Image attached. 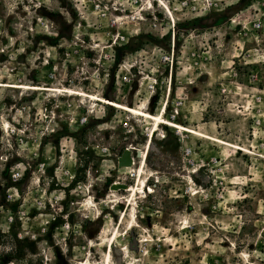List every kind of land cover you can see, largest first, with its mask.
<instances>
[{"label":"rangeland","instance_id":"374dc122","mask_svg":"<svg viewBox=\"0 0 264 264\" xmlns=\"http://www.w3.org/2000/svg\"><path fill=\"white\" fill-rule=\"evenodd\" d=\"M0 84V264H264V0H0Z\"/></svg>","mask_w":264,"mask_h":264},{"label":"bare ground","instance_id":"6f19581e","mask_svg":"<svg viewBox=\"0 0 264 264\" xmlns=\"http://www.w3.org/2000/svg\"><path fill=\"white\" fill-rule=\"evenodd\" d=\"M0 86H7V87H12V88H17V89H35V88H37L36 86H31V87H27V86H25V85H17V84H0ZM44 90H49V88H45ZM67 91V93H72V94H75V95H84L83 93H77L76 91L74 92V91H72V90H66ZM87 99H89L90 101H93V100H97V101H101V102H103V103H105V104H108V105H111L112 107H114V108H116V109H119V110H122V111H124V112H126V113H128L129 115H131V116H133V117H142V116H145V117H147L150 121H151V128H150V130L151 131H155L156 129H157V127L159 126V123H163V124H165V125H167V126H170V127H172V128H174V129H177V130H181V131H185V132H188V133H196V131H193V130H191V129H186L185 127H183V126H181V125H179V124H177L176 122L175 123H173L172 121H163V118H161V117H159V116H152V115H149V114H147V113H144V112H142V111H140V110H138V109H135V108H132V107H130V106H126V105H121V104H117V103H115V102H113V101H110V100H107V99H99L98 100V98L96 97V96H94V95H88L87 96ZM144 109V108H143ZM164 109H165V106H164ZM164 112V111H163ZM151 134H152V132H151ZM153 137V136H152ZM150 142V141H149ZM221 143V142H220ZM225 143V142H224ZM229 145H231V144H229ZM232 146V145H231ZM233 146H235V145H233ZM236 147H238V146H236ZM240 148V147H239ZM147 149V148H146ZM237 149V148H236ZM243 149V148H242ZM247 150V149H246ZM137 151H139L140 152V156L139 157H137V159H139L140 158V165H139V167H138V170H137V172L135 173V183H134V185H132V186H128L127 184H126V186H127V188L125 189V190H127L128 191V193H129V198H128V201L130 200V198L132 197V196H134V193L136 192V190H137V188H138V186H139V182H140V173H141V171H142V165H143V161H144V159H145V153H146V150H137ZM136 164V161H135V159L133 160V165H132V167L134 166ZM132 167H130V168H126V169H131ZM113 184H115V185H117V184H122V183H119V182H115V183H113ZM143 185V184H142ZM116 192V191H115ZM101 261V260H100ZM100 261H96V262H94V263H92V264H101L100 263ZM104 264H105V262H104Z\"/></svg>","mask_w":264,"mask_h":264},{"label":"water","instance_id":"95a60500","mask_svg":"<svg viewBox=\"0 0 264 264\" xmlns=\"http://www.w3.org/2000/svg\"><path fill=\"white\" fill-rule=\"evenodd\" d=\"M132 149L126 148L123 150L121 155L117 158V166L118 168H130L133 165V160H132ZM135 155L137 157L140 156V152L136 151ZM127 188L126 184H111L109 186L110 191H120V190H125Z\"/></svg>","mask_w":264,"mask_h":264},{"label":"built area","instance_id":"2783aa9c","mask_svg":"<svg viewBox=\"0 0 264 264\" xmlns=\"http://www.w3.org/2000/svg\"><path fill=\"white\" fill-rule=\"evenodd\" d=\"M262 27H263V25L260 22H256V23L253 24L252 29H253L254 32H257V31L259 32V31L262 30ZM257 99H259V97ZM85 120L86 119L84 118L83 121H85ZM132 160H134L133 155H132ZM17 176H18L17 174L13 175L14 178H16Z\"/></svg>","mask_w":264,"mask_h":264}]
</instances>
